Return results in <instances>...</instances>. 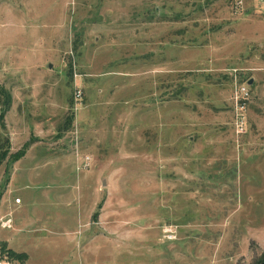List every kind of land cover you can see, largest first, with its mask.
Instances as JSON below:
<instances>
[{
  "label": "rangeland",
  "instance_id": "obj_1",
  "mask_svg": "<svg viewBox=\"0 0 264 264\" xmlns=\"http://www.w3.org/2000/svg\"><path fill=\"white\" fill-rule=\"evenodd\" d=\"M258 1L0 0V194L32 147L56 161L54 171L48 164L40 173L60 182L65 203L51 185L48 218L76 227L71 245L55 236L48 264L67 253L75 264H253L260 257ZM31 57L38 62L30 71ZM87 61L95 65L88 69ZM250 79L247 130L238 136L231 91ZM44 185L33 187L42 195ZM167 225L173 238L164 236ZM27 246L30 264H42L43 248ZM26 256L0 241V262Z\"/></svg>",
  "mask_w": 264,
  "mask_h": 264
},
{
  "label": "crops",
  "instance_id": "obj_2",
  "mask_svg": "<svg viewBox=\"0 0 264 264\" xmlns=\"http://www.w3.org/2000/svg\"><path fill=\"white\" fill-rule=\"evenodd\" d=\"M36 40H38V36ZM30 51H32V48ZM21 56V52L15 54L14 60L17 58L21 62ZM31 59L32 60H29L28 63L24 62L26 63V66L29 67L30 71L33 67V64L36 63V61L38 62V59H35L34 57H31ZM94 65L95 64H93L91 61H87L86 63L88 69H91V67ZM48 66L50 67L51 65L49 64ZM18 68L22 69V65L20 64ZM229 112L231 118V111ZM22 123L23 122H21V125L16 123V125H18L20 128L16 126L14 131L19 132ZM26 156L27 157L25 159L22 158L16 161L14 170L11 172V178L6 187L2 189L0 194V216L11 214L13 218L11 228H0V241L6 243V245L13 248L15 251L25 253V255H27L24 261L23 259L20 260V262L23 263L19 262L17 264H30V253L27 251V245L30 247L34 246V248L37 249L43 248L45 252L42 256L44 261L42 260L41 263L48 264V252H50L51 255L50 260L53 258V252L49 246L51 245L52 241H54L55 236H59L62 239L65 237V240H67L71 245L73 238L71 233L74 232L72 228L76 227V224L71 228H69V226L63 227L62 223L59 221H54V219L48 218V215L54 214V211L50 209L52 203L51 197L53 198L55 194V192L52 191L54 189L51 190V185L56 186V195L58 196V201L60 203L64 202V192H61L62 189H60V184L56 183H60L59 181L54 182L55 179H53V177L42 175V173H40V169H43L49 164L51 169L54 171L56 161H46L42 159L43 157H38L35 154L33 147L29 150ZM38 183L41 185L45 184L44 187L49 188V193H43L42 195L39 194L40 190L33 187V185ZM63 183L66 182L63 181ZM15 198H19L20 202H15ZM70 199L71 198L67 200V202H69L68 206L75 210V218L77 220L79 214L81 213L78 211L79 208L77 209L75 206L73 207V205H71ZM61 258L63 262L59 264H75L76 262L75 258L72 259L74 261L70 260L68 253L67 256H62ZM99 258L100 257H94L95 260ZM112 260L113 259L111 258L110 263H113Z\"/></svg>",
  "mask_w": 264,
  "mask_h": 264
},
{
  "label": "built area",
  "instance_id": "obj_3",
  "mask_svg": "<svg viewBox=\"0 0 264 264\" xmlns=\"http://www.w3.org/2000/svg\"><path fill=\"white\" fill-rule=\"evenodd\" d=\"M157 1V0H154ZM240 2V1H239ZM259 5L263 8L264 0L258 1ZM264 9V8H263ZM252 84L248 83V80L242 82H235L231 91V122L233 130L239 136L246 133L247 130V107L252 97ZM77 96L80 92L77 91ZM88 158H85V166L88 164ZM15 202L19 203L20 199L16 198ZM13 218L11 214H7L0 217V228H11ZM164 236L173 238L172 226L167 225L163 227ZM0 264H7V262H0Z\"/></svg>",
  "mask_w": 264,
  "mask_h": 264
},
{
  "label": "trees",
  "instance_id": "obj_4",
  "mask_svg": "<svg viewBox=\"0 0 264 264\" xmlns=\"http://www.w3.org/2000/svg\"><path fill=\"white\" fill-rule=\"evenodd\" d=\"M4 105L6 106V104L4 103ZM253 264H264V251L263 253L260 255V257L253 263Z\"/></svg>",
  "mask_w": 264,
  "mask_h": 264
},
{
  "label": "water",
  "instance_id": "obj_5",
  "mask_svg": "<svg viewBox=\"0 0 264 264\" xmlns=\"http://www.w3.org/2000/svg\"><path fill=\"white\" fill-rule=\"evenodd\" d=\"M252 82H253V80H252V79L248 80V83H249V84H252Z\"/></svg>",
  "mask_w": 264,
  "mask_h": 264
}]
</instances>
